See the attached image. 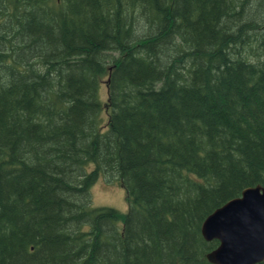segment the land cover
<instances>
[{
    "label": "trees",
    "instance_id": "obj_1",
    "mask_svg": "<svg viewBox=\"0 0 264 264\" xmlns=\"http://www.w3.org/2000/svg\"><path fill=\"white\" fill-rule=\"evenodd\" d=\"M257 184L264 0H0V264H212Z\"/></svg>",
    "mask_w": 264,
    "mask_h": 264
},
{
    "label": "water",
    "instance_id": "obj_2",
    "mask_svg": "<svg viewBox=\"0 0 264 264\" xmlns=\"http://www.w3.org/2000/svg\"><path fill=\"white\" fill-rule=\"evenodd\" d=\"M201 234L219 245L206 254L212 264L264 261V187H246L241 195L216 208L203 221Z\"/></svg>",
    "mask_w": 264,
    "mask_h": 264
},
{
    "label": "rangeland",
    "instance_id": "obj_3",
    "mask_svg": "<svg viewBox=\"0 0 264 264\" xmlns=\"http://www.w3.org/2000/svg\"><path fill=\"white\" fill-rule=\"evenodd\" d=\"M100 99L104 102L106 89L104 84L99 89ZM91 205L93 207H110L122 213L128 211L125 190L116 182L108 180L101 174L98 180L90 187Z\"/></svg>",
    "mask_w": 264,
    "mask_h": 264
},
{
    "label": "bare ground",
    "instance_id": "obj_4",
    "mask_svg": "<svg viewBox=\"0 0 264 264\" xmlns=\"http://www.w3.org/2000/svg\"><path fill=\"white\" fill-rule=\"evenodd\" d=\"M116 177V176H115Z\"/></svg>",
    "mask_w": 264,
    "mask_h": 264
}]
</instances>
